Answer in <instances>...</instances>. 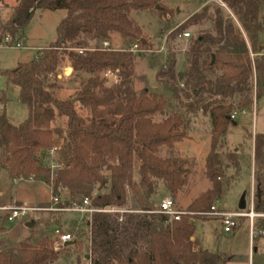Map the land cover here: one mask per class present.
<instances>
[{"label": "trees", "instance_id": "1", "mask_svg": "<svg viewBox=\"0 0 264 264\" xmlns=\"http://www.w3.org/2000/svg\"><path fill=\"white\" fill-rule=\"evenodd\" d=\"M161 1L16 0L11 17L0 24V32L18 43L36 12L65 11L48 47L12 71H0L7 83L18 88V101L27 112L22 123L13 125L4 109L0 111V167L12 180L44 182L52 201L61 191L78 199L56 204L59 209L88 199L96 210L132 211L121 216L94 213L90 222L79 223L76 232L73 222L75 240L59 250L47 237L34 244L0 248V264H53L59 258L80 264L86 256L88 264L224 263L223 253L193 247L194 221L207 218L193 215L174 221L152 212L162 190L174 197L187 185L188 171L184 163L174 160L173 150L188 138L191 121L199 113L210 123L204 161L210 187L191 201L187 211H209L236 181L238 153L251 135L244 132L234 151L229 150L226 135L235 124L234 114L248 112L264 99V54L258 48L262 5L259 0H222L241 29L224 18L219 8L209 13L208 6L179 25L176 35L206 22L211 29L191 41L183 72H176L175 55L169 52L156 74V82L170 92L167 97L147 89L134 90L130 52L100 49V43L112 34L146 47L129 14L156 9L167 16L169 9L156 7ZM91 42L97 45L93 50H89ZM76 49H83V54ZM61 55L67 56L73 71L70 84L75 86V103L73 98L62 100L56 95L61 90L57 79ZM107 70H118L117 85L106 86L100 78ZM0 101L5 102L4 93ZM77 107L87 113L81 115ZM57 119L63 120L64 129L56 126ZM253 146L258 162L264 155V134H255ZM162 148L167 150L165 158L158 156ZM51 161L58 168L52 170ZM227 166L233 170L230 175ZM254 209L264 213V186L260 184ZM0 221L6 223L4 215Z\"/></svg>", "mask_w": 264, "mask_h": 264}, {"label": "rangeland", "instance_id": "2", "mask_svg": "<svg viewBox=\"0 0 264 264\" xmlns=\"http://www.w3.org/2000/svg\"><path fill=\"white\" fill-rule=\"evenodd\" d=\"M220 2L222 0H162L156 7L169 9L171 13L167 16L159 14L156 9L130 12V19L140 28L141 36L146 42V47L142 49L148 51L143 54L131 53L133 56V86L137 93L147 89L149 92L170 96L169 90L156 82V74L167 61L169 52L175 55L176 72L184 71L191 41L204 31L210 30L211 24L206 22L202 25L186 27L179 35H176L174 30L204 6L209 7V13H213V8H219L224 18H229L237 28L241 29L237 17L227 9L223 2V6ZM15 4V0H0V24H5L9 20ZM64 16L65 11L62 9L36 12L24 38L18 42L20 48L14 47L17 44L14 41L10 47H5L2 40L0 43V71H12L19 63L32 61L39 50L45 49L54 41L56 26ZM260 17L263 21V30L259 34L258 48L260 53H262L261 51L264 53V5L261 7ZM183 33H189L190 38L180 37ZM5 36L7 35L0 32V39ZM108 41L113 50L124 51L131 44V41H123L116 34L110 35ZM95 47H97L95 42H91L90 49ZM61 60L69 61L66 58ZM72 78L73 75L67 78L64 83L59 82L61 90L56 95L62 100L73 98L75 103V86L70 84ZM100 78L103 79L102 75ZM105 85L110 86L108 83ZM2 93H4L5 102L0 101V111L4 109L9 122L19 125L27 115L25 107L18 101L19 90L16 86L7 83L5 78L0 75V94ZM172 109L174 110V107ZM77 110L81 115L87 113L78 107ZM191 122L192 132L187 139L177 143L175 152L173 151L174 160L184 163L188 174L192 173L188 191L184 189L185 186L177 195L172 196L177 208L185 211L191 203V198L197 193L204 192L208 184L204 176V161L209 151V119L199 113ZM233 122L235 124L229 127L226 135L229 150L234 151L239 147L244 132L251 135V140H248L243 149L239 150L240 170L236 181L223 192L221 199L214 204V206L217 205L218 208L229 212L238 211L242 198H244L246 209L251 204L252 195L255 204L256 188L259 184L264 186V155L260 161L255 162L253 146L255 134H264V99L254 104L250 111L234 114ZM55 124L64 129L62 119H57ZM158 156L165 158L167 150L160 149ZM227 168L228 174H232L233 170L228 166ZM76 200L78 201V199L73 200L66 191H61L60 197L52 201L50 188L44 182L12 180L7 171L0 167V207L20 205L40 209V211L29 214L27 218L17 219L12 223H1L0 221V225L5 228L4 231L0 230V248L16 247L20 243L34 244L43 237L50 238L53 242L52 234L57 227L72 233L73 230L70 226L73 222L74 227L79 225L80 214L48 212L44 209L57 208L56 204L58 203ZM51 201L53 205L48 207L47 205ZM2 216L3 213H0V218ZM27 223H33V226L28 228L26 227ZM254 228L255 232L264 230V218L260 221L256 220ZM193 245L196 250L223 253L225 255L223 264H264V237H255L250 242L247 220H241L233 234H224L216 219H198L194 221ZM84 251V249L81 250V252ZM87 260L81 258L80 264H88ZM69 261L59 258L53 264H68Z\"/></svg>", "mask_w": 264, "mask_h": 264}, {"label": "built area", "instance_id": "3", "mask_svg": "<svg viewBox=\"0 0 264 264\" xmlns=\"http://www.w3.org/2000/svg\"><path fill=\"white\" fill-rule=\"evenodd\" d=\"M220 4L223 6L222 2H220ZM180 37H183V39H188L190 38V34L183 33ZM2 40L5 47H10L11 46L10 44L13 42L11 37L8 35L5 36ZM2 40L0 41V43L2 42ZM14 47L20 48V44L17 43L14 45ZM93 49H89V50H93ZM100 49L105 51L113 50L108 40H104L100 43ZM74 51L79 55H82L84 52L83 49H76ZM124 51L134 54H143L148 52L146 50H143L138 43L130 44L128 49ZM102 78L110 86H115L119 83L118 70H114V71L107 70L104 73H102ZM232 118H234V116H232ZM52 155H53V151H50L48 153V156L51 158ZM50 167L52 170L58 168L57 164L54 163L53 161H51ZM155 203L157 208L152 213L167 216L170 220L179 221L180 218L183 216H193V215H197L199 217H203L207 219L209 218L216 219L220 223L222 232L224 234H233L239 227L240 221L247 220L249 236L251 240H253L257 235L264 236V231L255 232L254 222L256 220L264 218V213H257L255 211L253 206V200H251V204L247 210L245 209V210H238L236 212H229L222 210L216 206H212L209 211L194 213L185 210H179L171 193L168 190H162L155 198ZM44 210L48 212L53 211V212L77 213L81 215L80 221L87 220L89 222L91 220L92 215L97 212L107 213V214H118L120 216L125 213L132 212L127 209H118V208H105L101 210H96L90 207V203L88 199H83L79 201L76 205H73L72 207L69 208H64V209L46 208ZM37 211H40V209L28 208L20 205L0 207V213H3L6 223H12L17 219L27 218L29 214ZM77 229L78 226L74 229V231L76 232ZM74 231L71 233L70 231L63 230L58 227L55 228L52 234L55 250H59L62 247H67L65 246L66 244L74 242L75 240Z\"/></svg>", "mask_w": 264, "mask_h": 264}, {"label": "crops", "instance_id": "4", "mask_svg": "<svg viewBox=\"0 0 264 264\" xmlns=\"http://www.w3.org/2000/svg\"><path fill=\"white\" fill-rule=\"evenodd\" d=\"M15 2H16V0H15ZM2 40V38L0 39V41ZM262 53H263V51H261ZM264 54V53H263ZM64 59V58H66V59H68L67 58V56L66 55H61V57H60V59H59V63H58V76H57V79H58V81L60 82H63L64 83V81H67V78H69V77H71V75H73V71H72V69H71V67H70V62L68 61V60H61V59ZM207 131H208V129H207ZM209 132V131H208ZM177 145V144H176ZM176 145L174 146V152H175V147H176ZM176 161V160H175ZM239 164H240V162H239ZM192 173L191 172H189V174H188V182H187V185H186V187L184 188L185 190H187L188 191V185H189V180H190V175H191ZM207 180V179H206ZM208 181V180H207ZM210 187V183L208 182V184H207V188H206V190L208 189ZM200 193H202V192H200ZM200 193H197V195L198 194H200ZM197 195H195L193 198H191V200H190V202L197 196ZM251 200H253V206H254V199H253V195H252V197H251ZM216 207H217V205H216ZM245 209H246V205H245ZM244 209V210H245ZM248 209V208H247ZM246 209V210H247ZM223 210V209H222ZM263 219V218H262ZM261 219H259L258 221H260ZM259 231H264V230H258L257 232H259ZM250 237V236H249ZM256 237H264V236H260V235H257ZM192 242H193V237H192ZM252 240L250 239V242H251ZM193 247H194V245H193Z\"/></svg>", "mask_w": 264, "mask_h": 264}, {"label": "water", "instance_id": "5", "mask_svg": "<svg viewBox=\"0 0 264 264\" xmlns=\"http://www.w3.org/2000/svg\"><path fill=\"white\" fill-rule=\"evenodd\" d=\"M259 3L261 4V5H264V0H259ZM141 43L142 44H144L145 43V40H141ZM212 60H214V58H212ZM72 102H74V100H72ZM4 172V171H3ZM245 209V202H244V198H242L241 200H240V203H239V206H238V210H244ZM33 226V223H27L26 224V227H28V228H31ZM192 239V238H191ZM69 245H71V243H68V244H66L65 246H69ZM85 259L87 260L88 259V257L86 256L85 257Z\"/></svg>", "mask_w": 264, "mask_h": 264}]
</instances>
